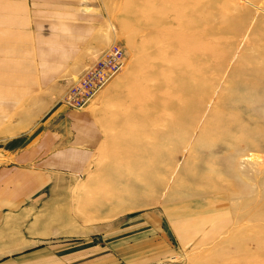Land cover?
<instances>
[{
    "label": "rangeland",
    "instance_id": "rangeland-1",
    "mask_svg": "<svg viewBox=\"0 0 264 264\" xmlns=\"http://www.w3.org/2000/svg\"><path fill=\"white\" fill-rule=\"evenodd\" d=\"M69 4L0 29V149L55 132L45 237L12 264H264V0H86L78 27ZM114 45L121 70L73 105Z\"/></svg>",
    "mask_w": 264,
    "mask_h": 264
},
{
    "label": "crops",
    "instance_id": "crops-1",
    "mask_svg": "<svg viewBox=\"0 0 264 264\" xmlns=\"http://www.w3.org/2000/svg\"><path fill=\"white\" fill-rule=\"evenodd\" d=\"M61 1L70 3L63 11V22L68 23L70 18L73 21L69 24L78 27L86 8L80 3L86 0H0V29L13 31L8 40L23 38V29L37 28L38 22L43 26L51 25L52 19L48 17L45 22L41 12L54 15L64 4ZM47 125L41 123V130L38 126L36 131L1 139L7 142L0 150L11 159L0 162V264H12L18 258L15 253L31 249L32 245L38 244V239L45 237L39 235V222L35 221L31 209L33 201L40 203L43 200H38V193L53 182L48 180L45 171L43 176L40 174L39 161L35 162L38 157L48 155L55 145V132Z\"/></svg>",
    "mask_w": 264,
    "mask_h": 264
},
{
    "label": "built area",
    "instance_id": "built-area-1",
    "mask_svg": "<svg viewBox=\"0 0 264 264\" xmlns=\"http://www.w3.org/2000/svg\"><path fill=\"white\" fill-rule=\"evenodd\" d=\"M124 59V48L122 46L114 45L111 47L71 87L70 102L77 107H84L121 70Z\"/></svg>",
    "mask_w": 264,
    "mask_h": 264
},
{
    "label": "bare ground",
    "instance_id": "bare-ground-1",
    "mask_svg": "<svg viewBox=\"0 0 264 264\" xmlns=\"http://www.w3.org/2000/svg\"><path fill=\"white\" fill-rule=\"evenodd\" d=\"M100 57V56H99ZM68 102V101H67Z\"/></svg>",
    "mask_w": 264,
    "mask_h": 264
}]
</instances>
